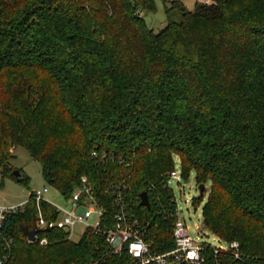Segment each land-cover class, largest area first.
I'll use <instances>...</instances> for the list:
<instances>
[{"label":"trees","instance_id":"1","mask_svg":"<svg viewBox=\"0 0 264 264\" xmlns=\"http://www.w3.org/2000/svg\"><path fill=\"white\" fill-rule=\"evenodd\" d=\"M141 9L154 12L153 0H0V176L16 181L10 162L20 147L64 198L86 178L108 215L105 190L124 180L129 207L162 252L174 220L165 217L174 207L164 175L177 157L182 179L193 172L197 185L210 183L204 228L239 245V259L208 252L206 264H264V0L192 10L169 0L158 32ZM35 220L30 193L2 222L12 240L8 252L0 240L6 264L89 263L92 234L73 242L52 229L40 246L21 232Z\"/></svg>","mask_w":264,"mask_h":264},{"label":"built area","instance_id":"2","mask_svg":"<svg viewBox=\"0 0 264 264\" xmlns=\"http://www.w3.org/2000/svg\"><path fill=\"white\" fill-rule=\"evenodd\" d=\"M192 1L194 4L202 5H210L214 2V0ZM92 156L98 157L96 152H93ZM104 157L105 155L102 156ZM171 180H176L178 183L182 180L180 172L177 174L175 168L164 175L163 182V188L171 194V205L174 207L165 216L168 215L174 219L171 227L172 246L168 250L162 252L154 250L155 244L148 224L128 205L126 194L129 188L124 180L113 182L105 190V195L113 201L115 206V212L108 215L102 201L94 195L84 177L81 179L80 186L65 198L67 207H58L48 202L43 196L47 193L45 187L31 193V200L36 206V220L33 228L41 230L34 242L38 241L40 246L47 245V239H39V234L52 229L61 231L65 240L72 241V237L76 235L75 229L83 226L78 241L88 234H92L99 240L88 264H105L112 257L119 259V264H206L205 255L208 252L215 257L231 255L234 259H239L237 242L227 243L217 237L218 245L202 241L204 234L202 231L199 232V228L197 236H191L186 224L177 219V208L169 186ZM42 202L54 210L55 216L49 221L44 218L41 210ZM23 206L9 208L0 206V240L7 252L12 247V240L3 232L2 222L7 215L17 213ZM162 212L164 213V210L160 211ZM91 217L96 219L93 225L87 224ZM45 229L48 230L45 231ZM8 259L9 256L4 255L0 259V264H6Z\"/></svg>","mask_w":264,"mask_h":264},{"label":"rangeland","instance_id":"3","mask_svg":"<svg viewBox=\"0 0 264 264\" xmlns=\"http://www.w3.org/2000/svg\"><path fill=\"white\" fill-rule=\"evenodd\" d=\"M155 11L149 12L147 10H140V15L144 19L148 28L154 32L163 29L167 23L165 15V7L168 6L169 0H153ZM188 10L194 8L192 0H184L182 2ZM14 158L10 165L21 171L27 178V184L24 186L16 181L0 176V206L9 208L24 205L28 200L30 193L36 190L47 189V193L43 196L51 204L58 207H67V200L54 188L50 187L43 180L41 175L40 164L28 155V153L18 147L13 152ZM175 171L177 174L180 172L179 160L174 157ZM172 189L173 199L177 208V219L184 222L189 229L191 236H197V229L202 231V241L218 245V239L208 232L203 226L202 207L206 202L209 192L210 183L205 184V190L201 201L196 200L199 197L195 175L192 172L188 179H182L179 183L176 180H171L169 183ZM96 219L91 217L87 224L93 225ZM83 231V226L75 229L76 235L72 237L73 242H77L80 234ZM4 250V246L2 245ZM8 255L3 252V255Z\"/></svg>","mask_w":264,"mask_h":264},{"label":"water","instance_id":"4","mask_svg":"<svg viewBox=\"0 0 264 264\" xmlns=\"http://www.w3.org/2000/svg\"><path fill=\"white\" fill-rule=\"evenodd\" d=\"M13 177L16 179L17 182H20V180L22 179V174L18 171V170H14L12 172ZM198 191H199V197H202L204 194V189L205 186L204 184H200L197 186ZM139 199H140V203L139 205L141 207H144L146 209H149V202H148V198L145 192H142L139 195ZM48 229H45V231H47ZM21 232L22 234L25 236V238L27 239L28 242L33 243L35 241V237L38 233L41 232V230L37 229V228H33L31 230H29L27 227H22L21 228Z\"/></svg>","mask_w":264,"mask_h":264},{"label":"crops","instance_id":"5","mask_svg":"<svg viewBox=\"0 0 264 264\" xmlns=\"http://www.w3.org/2000/svg\"><path fill=\"white\" fill-rule=\"evenodd\" d=\"M181 2H183V1H181Z\"/></svg>","mask_w":264,"mask_h":264}]
</instances>
